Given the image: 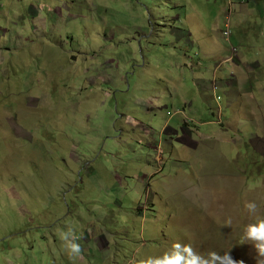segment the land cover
Returning a JSON list of instances; mask_svg holds the SVG:
<instances>
[{
    "label": "rangeland",
    "instance_id": "rangeland-1",
    "mask_svg": "<svg viewBox=\"0 0 264 264\" xmlns=\"http://www.w3.org/2000/svg\"><path fill=\"white\" fill-rule=\"evenodd\" d=\"M199 3L0 0V264H132L177 241L256 264L264 13Z\"/></svg>",
    "mask_w": 264,
    "mask_h": 264
},
{
    "label": "clouds",
    "instance_id": "clouds-1",
    "mask_svg": "<svg viewBox=\"0 0 264 264\" xmlns=\"http://www.w3.org/2000/svg\"><path fill=\"white\" fill-rule=\"evenodd\" d=\"M226 25L227 21H225V31ZM225 31H223V37ZM224 39L226 40L225 37ZM244 207L252 219L242 226L241 242H247L252 246L256 253V264H264V215L258 214V205L255 202H246ZM228 223L230 224L231 221L229 220ZM60 238L70 258L81 254L82 249L78 243L74 242L75 237L70 229L67 232L61 231ZM132 264H243V261L234 260L229 252L223 255L216 251L201 254L191 244L177 241L161 256L141 258L133 261Z\"/></svg>",
    "mask_w": 264,
    "mask_h": 264
},
{
    "label": "crops",
    "instance_id": "crops-1",
    "mask_svg": "<svg viewBox=\"0 0 264 264\" xmlns=\"http://www.w3.org/2000/svg\"><path fill=\"white\" fill-rule=\"evenodd\" d=\"M221 1L222 2L220 3V1L218 0H215V2H213V0H200L199 5L206 6V7H210L213 5L217 6L221 9L222 13H225V15H226V10H228V7H232V14L235 17H238V15H242L246 13L249 14L248 16H250L251 12L264 13V0H221ZM235 5L241 6L242 8H238L237 6V9L234 10L233 7ZM192 8L198 9L196 6H192ZM261 18L264 19L262 16ZM222 19L223 18H221V21ZM179 26L180 27L177 28V33H176L177 36L182 37L183 39L187 37H193L194 27L190 25L189 23H187L186 19H185V23L179 24ZM195 26L197 27L199 26V32L202 33L199 35V38L201 41H203V44H204V41L207 40L209 37V34L207 32V26L202 22H197ZM218 27L220 26L219 25L215 26V28L217 29ZM211 37L213 38L214 41L216 40L214 43V46L220 47L221 49L222 43L224 41L223 32L217 31L216 33H213Z\"/></svg>",
    "mask_w": 264,
    "mask_h": 264
},
{
    "label": "built area",
    "instance_id": "built-area-1",
    "mask_svg": "<svg viewBox=\"0 0 264 264\" xmlns=\"http://www.w3.org/2000/svg\"><path fill=\"white\" fill-rule=\"evenodd\" d=\"M224 37L226 38L227 41H230L231 39V31H230L228 23L226 25V31L224 33ZM236 52H237L236 50H233L234 57H235Z\"/></svg>",
    "mask_w": 264,
    "mask_h": 264
}]
</instances>
